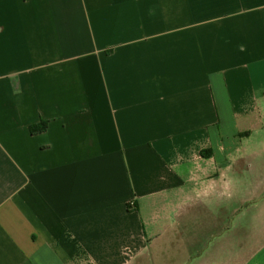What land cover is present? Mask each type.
<instances>
[{"label":"crops","instance_id":"1","mask_svg":"<svg viewBox=\"0 0 264 264\" xmlns=\"http://www.w3.org/2000/svg\"><path fill=\"white\" fill-rule=\"evenodd\" d=\"M263 188L264 0H0V264H264Z\"/></svg>","mask_w":264,"mask_h":264},{"label":"trees","instance_id":"2","mask_svg":"<svg viewBox=\"0 0 264 264\" xmlns=\"http://www.w3.org/2000/svg\"><path fill=\"white\" fill-rule=\"evenodd\" d=\"M44 130H45V126H44V125H37V126L31 128V132H32L33 134L41 133V132H43Z\"/></svg>","mask_w":264,"mask_h":264},{"label":"rangeland","instance_id":"3","mask_svg":"<svg viewBox=\"0 0 264 264\" xmlns=\"http://www.w3.org/2000/svg\"><path fill=\"white\" fill-rule=\"evenodd\" d=\"M263 194H264V188H263ZM261 197H262L261 201L263 202L262 204H263V206H264V195L261 196ZM250 207H252V204H248V209H249V210H252V209H250Z\"/></svg>","mask_w":264,"mask_h":264}]
</instances>
